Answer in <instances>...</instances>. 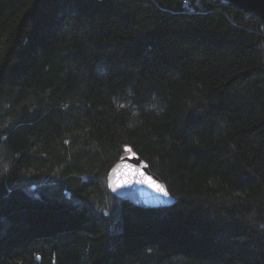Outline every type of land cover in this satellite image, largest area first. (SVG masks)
<instances>
[{"label":"trees","instance_id":"trees-1","mask_svg":"<svg viewBox=\"0 0 264 264\" xmlns=\"http://www.w3.org/2000/svg\"><path fill=\"white\" fill-rule=\"evenodd\" d=\"M127 145L174 204L110 192ZM0 264H264L263 20L0 0Z\"/></svg>","mask_w":264,"mask_h":264},{"label":"water","instance_id":"water-1","mask_svg":"<svg viewBox=\"0 0 264 264\" xmlns=\"http://www.w3.org/2000/svg\"><path fill=\"white\" fill-rule=\"evenodd\" d=\"M226 1L257 15L264 22V0ZM125 150L126 153L108 172L107 181L110 192L121 200H129L145 208L174 204L177 199L170 194L166 183L152 172L150 164L131 146L127 145Z\"/></svg>","mask_w":264,"mask_h":264},{"label":"snow or ice","instance_id":"snow-or-ice-1","mask_svg":"<svg viewBox=\"0 0 264 264\" xmlns=\"http://www.w3.org/2000/svg\"><path fill=\"white\" fill-rule=\"evenodd\" d=\"M185 2L187 3V0H185ZM161 191H163V189L161 188ZM166 194V193H165Z\"/></svg>","mask_w":264,"mask_h":264},{"label":"built area","instance_id":"built-area-1","mask_svg":"<svg viewBox=\"0 0 264 264\" xmlns=\"http://www.w3.org/2000/svg\"><path fill=\"white\" fill-rule=\"evenodd\" d=\"M222 1H226V0H222Z\"/></svg>","mask_w":264,"mask_h":264}]
</instances>
